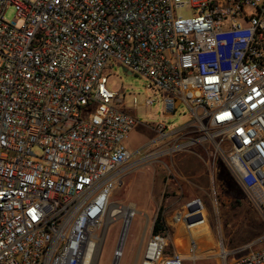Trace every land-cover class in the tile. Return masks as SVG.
Returning a JSON list of instances; mask_svg holds the SVG:
<instances>
[{"label": "built area", "instance_id": "obj_1", "mask_svg": "<svg viewBox=\"0 0 264 264\" xmlns=\"http://www.w3.org/2000/svg\"><path fill=\"white\" fill-rule=\"evenodd\" d=\"M114 65L144 78L167 116L184 105L193 121L158 124L167 143L132 154L137 121L104 76ZM209 144L263 211L264 0H0V264H90L128 173ZM202 224V199L185 201L172 220L181 234L150 232L135 264L211 258L191 233ZM254 247L219 243V264H264Z\"/></svg>", "mask_w": 264, "mask_h": 264}, {"label": "rangeland", "instance_id": "obj_2", "mask_svg": "<svg viewBox=\"0 0 264 264\" xmlns=\"http://www.w3.org/2000/svg\"><path fill=\"white\" fill-rule=\"evenodd\" d=\"M14 15V8L9 7L4 15L5 21L11 23ZM16 25L20 26L21 22ZM104 76L108 80L109 91L125 95L124 109L137 121L125 141L132 154L148 143H153L152 150L167 143V140H157L154 129L158 124L165 125V133H170L193 121L192 114L184 105L174 115L167 116L162 100L146 88L147 81L138 75L125 73L121 66L114 65L107 69ZM134 98L138 100L137 108H133ZM147 98L155 101L153 106L144 105ZM34 151L39 153L38 150ZM138 158L139 156H135L132 161ZM191 158L203 160L207 177V183L202 190L194 189L206 208L207 225L192 228L191 233L197 238L200 253L206 254V257L212 256L203 258L196 264H219V243H223L226 250L250 243H254L255 249L264 246V209L260 211L252 205L224 166L222 158L218 155L214 159L213 148L209 144L197 146L193 152L156 156L138 163L125 177L122 186L113 192L110 198L111 207L132 206L118 264H135L140 258L150 232L152 233L157 214L162 216L165 232L171 240L174 241L181 234L178 227L172 225V220L183 203L195 195L188 184L193 169L184 164ZM124 223L125 218L122 216L107 218L96 231L102 242L99 243L100 248L94 264H112L113 252L119 244ZM201 227L205 228V234H201ZM176 248L182 250L177 245Z\"/></svg>", "mask_w": 264, "mask_h": 264}, {"label": "crops", "instance_id": "obj_3", "mask_svg": "<svg viewBox=\"0 0 264 264\" xmlns=\"http://www.w3.org/2000/svg\"><path fill=\"white\" fill-rule=\"evenodd\" d=\"M199 159L198 158H191L187 162H184V164L185 163L188 164V166L191 167V169H193L190 177L188 178V182H189L188 184L191 186L193 191H194V189L196 191H197V189L202 190L207 183V177H206L205 172H204V166L205 165L203 163V160L202 159L199 160ZM196 191L193 192V194H195V195L189 199H192L195 197H200V196L196 195L198 193ZM189 199H187V200H189Z\"/></svg>", "mask_w": 264, "mask_h": 264}, {"label": "bare ground", "instance_id": "obj_4", "mask_svg": "<svg viewBox=\"0 0 264 264\" xmlns=\"http://www.w3.org/2000/svg\"><path fill=\"white\" fill-rule=\"evenodd\" d=\"M131 208H132V206H130L129 208H121V210H120V208L118 206L111 207V205H109L108 210H107V216L105 218V220L107 218H114V217H118V216H122V217L126 218L127 226H126L125 232L123 234V244H124V240H125V237H126V232H127L128 225H129V217H130L129 213L131 212ZM200 232H201V234H205L206 233L205 228L201 227ZM99 248H100V244H97L96 247H95V251H94V254H93V257H92V260H91L90 264H94V260H96V255H97V251H98ZM203 256H206V255H203Z\"/></svg>", "mask_w": 264, "mask_h": 264}, {"label": "trees", "instance_id": "obj_5", "mask_svg": "<svg viewBox=\"0 0 264 264\" xmlns=\"http://www.w3.org/2000/svg\"><path fill=\"white\" fill-rule=\"evenodd\" d=\"M240 188V187H239ZM240 190L244 192L241 188ZM165 231V224L160 214H157L152 227V234H158Z\"/></svg>", "mask_w": 264, "mask_h": 264}, {"label": "water", "instance_id": "obj_6", "mask_svg": "<svg viewBox=\"0 0 264 264\" xmlns=\"http://www.w3.org/2000/svg\"><path fill=\"white\" fill-rule=\"evenodd\" d=\"M123 71L127 74H131L129 71H127L126 69L123 68ZM127 226V222L124 224L123 228H122V232H121V235H120V241H119V244H118V248L120 249L123 245V234L125 232V228ZM116 263V262H115Z\"/></svg>", "mask_w": 264, "mask_h": 264}]
</instances>
